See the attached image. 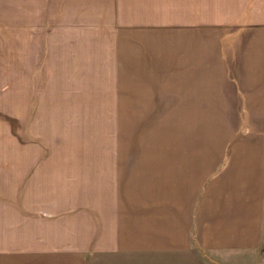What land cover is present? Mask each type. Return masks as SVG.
<instances>
[{
    "label": "rangeland",
    "instance_id": "1",
    "mask_svg": "<svg viewBox=\"0 0 264 264\" xmlns=\"http://www.w3.org/2000/svg\"><path fill=\"white\" fill-rule=\"evenodd\" d=\"M218 18L260 27L264 4L0 0V264L98 240L88 210L117 217L123 190L124 199L135 191L133 163L147 156L136 152L151 151L137 149L175 157L192 146H233L257 127L264 136V120H254L264 105L212 103L214 73L202 86L211 104L187 98V69L196 68L187 29H213L215 38ZM262 59L249 58L256 67Z\"/></svg>",
    "mask_w": 264,
    "mask_h": 264
},
{
    "label": "crops",
    "instance_id": "2",
    "mask_svg": "<svg viewBox=\"0 0 264 264\" xmlns=\"http://www.w3.org/2000/svg\"><path fill=\"white\" fill-rule=\"evenodd\" d=\"M220 19L214 24L215 38L213 29H187V62L196 67L187 69V81H194L189 102L211 104L202 86L214 73L212 103L264 105V67L249 60L264 58V20L260 27H242ZM206 50L210 60L202 62ZM225 58H238L239 64L224 66ZM251 132L253 139L233 146H192L175 157L158 156L173 152L151 147L137 149L151 151L136 152L147 156L133 163L135 191L124 199L123 190L117 217L88 210L89 227H98L90 234L102 233L98 240L94 235L84 245L64 249L65 255L53 249L48 256L10 264H259L264 249V136L258 127ZM110 218L118 225L116 233L109 230ZM110 233L116 235L111 238Z\"/></svg>",
    "mask_w": 264,
    "mask_h": 264
}]
</instances>
